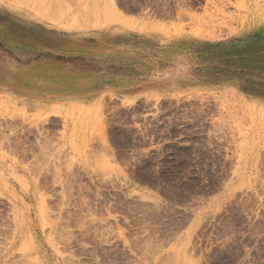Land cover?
I'll use <instances>...</instances> for the list:
<instances>
[{
  "label": "rangeland",
  "instance_id": "obj_1",
  "mask_svg": "<svg viewBox=\"0 0 264 264\" xmlns=\"http://www.w3.org/2000/svg\"><path fill=\"white\" fill-rule=\"evenodd\" d=\"M0 264H264V0H0Z\"/></svg>",
  "mask_w": 264,
  "mask_h": 264
},
{
  "label": "crops",
  "instance_id": "obj_2",
  "mask_svg": "<svg viewBox=\"0 0 264 264\" xmlns=\"http://www.w3.org/2000/svg\"><path fill=\"white\" fill-rule=\"evenodd\" d=\"M105 41H107V39L105 40ZM108 42V41H107ZM260 42V41H259ZM136 43V42H135ZM160 49H162V46H152L151 48H149L148 49V51H147V53L149 54V55H152V54H158V55H163V54H166V52H170L171 50L172 51H175L176 49H178V48H176V49H171L170 47L169 48H164L163 47V49L161 50V51H159ZM180 49V48H179ZM212 49V51L210 50V49H208V50H202V51H199V53H198V56L200 57V59H201V61L203 62V63H206L207 62V60H209L210 59V57L212 56V57H214L213 58V64H216V63H218L219 62V59L220 60H224V59H226L227 57L228 58H231L232 56H234L235 55V53H231V52H229V54L226 52V51H221V52H218V50H216V49H213V48H211ZM211 55V56H210ZM236 55H237V53H236ZM158 59H160L159 57H158ZM150 60H151V58H149V59H147V62H149V64H151L150 63ZM81 61V59H79V58H75V62L76 63H78V62H80ZM152 61H153V59H152ZM106 64V63H105ZM103 65V64H101L100 66H97V65H93L92 67H85V69H81V71L84 73V75L87 77L88 76V79H94L95 80V82L93 83V82H91V81H89V83L90 84H92V85H94V84H96V86L98 85L99 87H103L104 85H105V82H104V80L103 79H108V73H107V71H106V68L105 67H103V66H106V65ZM62 65V64H61ZM74 64H72V63H69L68 65H65V67H62L63 68V70H68V68L70 69L71 68V66H73ZM59 67H61L60 65H59ZM77 69H79V67L77 66ZM159 70L158 71H161V72H163L160 68H158ZM213 70H216L215 68H213ZM153 73H155V71L153 72ZM99 74V75H98ZM100 77V78H99ZM153 78H155V77H153ZM156 78H158V77H156ZM150 84H155V85H159L160 84V82L158 81V82H156L155 83V81L154 82H151ZM10 87V86H9Z\"/></svg>",
  "mask_w": 264,
  "mask_h": 264
},
{
  "label": "bare ground",
  "instance_id": "obj_3",
  "mask_svg": "<svg viewBox=\"0 0 264 264\" xmlns=\"http://www.w3.org/2000/svg\"><path fill=\"white\" fill-rule=\"evenodd\" d=\"M14 11V10H13Z\"/></svg>",
  "mask_w": 264,
  "mask_h": 264
}]
</instances>
